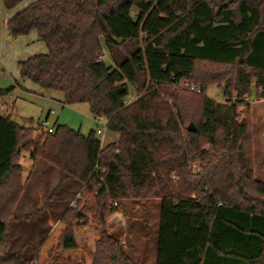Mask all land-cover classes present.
<instances>
[{"label":"trees","instance_id":"obj_1","mask_svg":"<svg viewBox=\"0 0 264 264\" xmlns=\"http://www.w3.org/2000/svg\"><path fill=\"white\" fill-rule=\"evenodd\" d=\"M22 1L3 0L7 9ZM7 28L12 37L36 29L48 45L45 54L20 61L23 79L63 93L64 105L87 103L119 138L102 147L97 129L84 134L58 123L54 132L40 125L34 137L36 128L0 114V264H33L8 249L24 191L22 150L56 166L60 184H85L103 226L119 209L110 199L118 206L128 198L140 206L160 200L157 264H264V181L255 177L253 139L237 105L206 93L227 77L225 95L243 96L255 79L264 99V0H37ZM104 48L112 63L99 61ZM207 64L219 72L207 73ZM188 79L202 91L170 87ZM15 87L0 88V96ZM130 92L140 97L126 104ZM191 121L194 131L186 127ZM194 161L199 174L188 170ZM87 202L82 195L65 212L49 252L55 262L78 248L73 221L84 218ZM95 247L93 264H144L105 228Z\"/></svg>","mask_w":264,"mask_h":264},{"label":"rangeland","instance_id":"obj_2","mask_svg":"<svg viewBox=\"0 0 264 264\" xmlns=\"http://www.w3.org/2000/svg\"><path fill=\"white\" fill-rule=\"evenodd\" d=\"M3 8L6 7L3 6ZM6 10L8 9L6 8ZM103 54L106 57V62L112 63V57L106 48L103 49ZM219 70L212 65H205L207 73L208 71L217 73ZM4 81L1 85L3 87L15 84L13 79ZM227 82V77L222 78L220 81L211 84L206 93L216 102L237 105L238 120L241 123H247V129H249L253 139L255 177L264 181V99L257 95L258 89L255 79L252 81V92L243 96H239L237 90H232V94L226 96V90L229 88ZM186 83L202 89L200 82L191 79L182 80L178 85L170 87L178 91L195 92V90L185 86ZM225 85L226 88L224 89ZM231 85L234 87L232 83ZM26 87L29 90L15 88L14 92L0 96V113L10 114L14 120L16 117H20L23 121L21 125L36 128L34 137L40 134L37 127L47 119L48 114H50L48 120L51 124H66L75 130L80 129L84 134H88L90 130L98 127L104 128L102 123L106 121V118L102 121L97 120L87 103L61 104L60 92L42 89L31 80L27 81ZM162 96L165 98L164 94ZM167 101L171 105L173 104L172 99H167ZM191 122L186 127L189 128ZM98 136L103 139L104 146L107 145L105 143L117 139L115 133L108 131V129H103V135ZM203 148L213 151L210 144H206ZM20 154V162L24 170V191L14 208V215L20 219L12 222L8 228V239L11 241L8 246L10 253H21L27 259H33V264H66L67 261L93 264L96 242L102 229L105 228L107 232L114 235L116 241L123 236L124 232L128 233L125 237L126 248L117 242L119 246L128 251L134 260H139L144 264H157V232L159 229L155 209L160 200L154 199L146 206H140L133 201L134 199L128 198L124 201L123 206H118V210L127 217L125 223L117 224L116 220L111 219L110 216L103 226L98 216L95 215L96 200H94L93 194L84 193L85 184L72 179L60 184L61 173L56 166L44 159H32L30 151L22 150ZM188 165V170L192 173L199 174L202 172L198 161L190 162ZM172 180L178 182L176 173L172 174ZM79 195H84V200L88 201V206L82 211L84 218L73 221L78 248L64 251L59 261L55 262L53 258L49 257L50 249L57 246L65 228L62 222L64 214L68 209L78 205ZM110 201L112 199L109 200V205ZM148 207H153L155 210L153 215H150V225H147L151 231L150 235H148L149 230L146 229L145 221L141 220L144 217V209Z\"/></svg>","mask_w":264,"mask_h":264},{"label":"crops","instance_id":"obj_3","mask_svg":"<svg viewBox=\"0 0 264 264\" xmlns=\"http://www.w3.org/2000/svg\"><path fill=\"white\" fill-rule=\"evenodd\" d=\"M35 1H37V0H26L22 3H20L19 5H17L16 7L6 10V8L5 9L3 8V6H5L3 0H0V88H6V87L1 86L5 82L4 80L9 81V80L13 79V81L16 84L15 88L24 89L26 91L29 90V88L26 87V84H27V81H30L31 79L30 80L29 79H23L21 77L19 63H20V61L29 58V56L36 55V54H45L46 52H48L47 43L45 41L41 40V38L39 37L38 31L36 29L29 32L27 35L13 36L12 37L9 33L8 28H7V22L19 10L26 8L30 3L35 2ZM9 74L11 75V77H9L10 76ZM12 92H14V90ZM60 97H61L60 103L64 104L63 103L64 94L61 92H60ZM1 105H3V104H1ZM1 115L7 116L10 114H1ZM48 115H50V114H48ZM11 118H12V116H11ZM12 120H14V119L12 118ZM113 133H115V132H113ZM115 135L117 136V139H118L119 135L117 133H115ZM116 140H111V141H116ZM109 143H111V142H108L105 144H109ZM155 210L153 207H151V208L148 207L147 209H144V217L141 218V220L143 222L145 221V223H146V229L148 228V230H149L148 235H150L151 231L147 225H150L149 219L151 218L150 215H153L152 214L153 211H155L157 214L158 227H159L160 206L157 205ZM120 213H121V215L126 217L122 212H120ZM112 216H113V214H112ZM112 216H111V219H113ZM126 219H127V217H126ZM127 235H128V233L124 232L123 236L119 237L120 239L124 240L125 248L127 247L126 246V240H125V237ZM112 236H114V235H112ZM117 244H118V242H117Z\"/></svg>","mask_w":264,"mask_h":264},{"label":"built area","instance_id":"obj_4","mask_svg":"<svg viewBox=\"0 0 264 264\" xmlns=\"http://www.w3.org/2000/svg\"><path fill=\"white\" fill-rule=\"evenodd\" d=\"M99 61L102 62V61H106V57L104 56V54H102L101 56H99ZM187 87L191 88L192 90H195L197 92H201L202 89L201 88H198L194 85H191L189 83H186ZM139 95H137L136 93L134 92H130L129 96L127 97L126 99V104H132L133 102H135L136 100L139 99ZM97 120L99 121H102V120H105L104 117H99V116H96L95 117ZM102 125L104 126V128L102 127H98L97 128V136L98 135H103V129H108V120L104 121L102 123ZM41 126L44 130L46 131H49V132H54L55 130V126L53 124H51V122H49L48 120V117L46 120L42 121L41 123ZM100 138V137H99ZM101 139V138H100ZM101 144H102V147L104 146V143H103V139H101ZM116 152H119L118 150H115ZM98 166H96V169ZM99 170V169H98ZM100 172V170H99ZM99 184H100V187H103L106 183H105V180H104V177L102 175H100L99 177ZM81 195L78 196V198H80ZM110 206L111 207H114V208H117L118 207V202L116 200H113L110 201ZM115 220H116V223L117 224H124L125 221H126V217H124L123 215H121V213L119 212V210L117 209L114 213H113V216H112ZM118 242H120V244L124 245L125 242L123 239H119L117 240Z\"/></svg>","mask_w":264,"mask_h":264},{"label":"water","instance_id":"obj_5","mask_svg":"<svg viewBox=\"0 0 264 264\" xmlns=\"http://www.w3.org/2000/svg\"><path fill=\"white\" fill-rule=\"evenodd\" d=\"M225 87H226V85H225ZM14 122H17L19 124H23V121H22V119L20 117H16L15 120H14ZM195 129L196 128L194 126V123L191 122V124L189 125V130L194 131Z\"/></svg>","mask_w":264,"mask_h":264}]
</instances>
